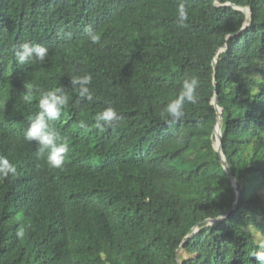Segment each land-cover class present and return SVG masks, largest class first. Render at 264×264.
<instances>
[{
    "label": "trees",
    "instance_id": "1",
    "mask_svg": "<svg viewBox=\"0 0 264 264\" xmlns=\"http://www.w3.org/2000/svg\"><path fill=\"white\" fill-rule=\"evenodd\" d=\"M229 3L253 18L231 40L246 16ZM89 27L99 45L87 39ZM25 42L49 49L43 64H17L14 48ZM84 74L92 101L70 85ZM190 78L199 81L198 102L170 122L161 112ZM26 82L31 100L21 95ZM61 86L69 103L51 123L69 152L53 169L24 137L41 93ZM216 92L239 198L214 149ZM109 104L118 119L94 128ZM0 155L17 169L0 176V264H180V249L181 264H256L253 252L264 249V0H0Z\"/></svg>",
    "mask_w": 264,
    "mask_h": 264
},
{
    "label": "clouds",
    "instance_id": "2",
    "mask_svg": "<svg viewBox=\"0 0 264 264\" xmlns=\"http://www.w3.org/2000/svg\"><path fill=\"white\" fill-rule=\"evenodd\" d=\"M176 17L179 27H184L188 20V10L184 2L177 6ZM86 37L93 45H99L101 38L98 32L92 28H87ZM49 55V49L46 46L33 43H21L15 46L14 56L17 64L26 65L30 62L38 61L43 64ZM92 83L91 74L74 75L70 77V85L81 99L88 101L93 100V94L90 89ZM26 92L21 94L25 99L31 100V92L28 91L29 85L24 84ZM199 81L197 78L184 79L180 87V91L176 98L166 104L161 116L168 117L170 122L179 121L184 115L185 104H196L197 89ZM69 103V96L64 86L54 88L41 93L38 101V111L34 116L30 117L27 131L24 139L28 142L35 141L37 149L35 155L37 159H46V163L50 168H62L69 152V143L67 137L61 136L53 127V121L60 118L63 110ZM118 119L117 110L110 104L103 110L97 112L94 116V128L103 130L105 126H111ZM80 128H88V123L80 121ZM16 166L6 157L0 155V176L8 177L14 175ZM17 235L22 237L23 230H18ZM256 264H264V249H258L253 252Z\"/></svg>",
    "mask_w": 264,
    "mask_h": 264
},
{
    "label": "water",
    "instance_id": "3",
    "mask_svg": "<svg viewBox=\"0 0 264 264\" xmlns=\"http://www.w3.org/2000/svg\"><path fill=\"white\" fill-rule=\"evenodd\" d=\"M218 7H221V5L220 4H216ZM226 6H231V7H234V8H236V9H238V10H240V11H242L244 14H245V16H246V20H245V22H244V25H243V27L241 28V30L238 32V33H236L235 35H230L229 37H228V40H231L234 36H237L238 34H240L242 31H244V30H246L247 28H249L250 26H251V24H252V20H253V18H252V12L250 11V9H248V8H246V7H240V6H236V5H234V4H227ZM227 49V45L225 46V47H223V48H221L219 51H218V54H217V56L215 57V59H214V61H213V67H214V70L216 71V69H217V58H218V55L220 54V53H222L223 51H225ZM216 73V72H215ZM214 84H215V87L217 86V79L215 78L214 79ZM217 90V89H216ZM211 105L216 109V112H217V124H216V126H215V129H214V132H213V141H214V149H215V151L218 153V155H219V157H220V159H221V163H222V166H223V168L225 169V171L228 173V175L230 176V178H231V181H232V183H233V187H234V189L237 191V195H238V198H239V196H240V193H239V190H238V185H237V181L234 179V177L232 176V174H231V171H230V168H229V166H228V163H227V160H226V156H225V154H224V151H223V137H224V130H223V123H224V121H223V109H222V107L219 105V95H218V93L216 92L215 93V96L213 97V99H212V102H211ZM237 203L238 202H236V204L234 205V208L236 207V205H237ZM233 208V209H234ZM233 209H231V210H233ZM230 210V211H231ZM229 211V212H230ZM229 213H227V214H224V215H222V216H220V217H218V218H216V219H208V220H206L205 222H206V224L207 225H213V224H216V223H218V222H221L223 219H225L226 217H227V215H228ZM199 225L198 226H196L194 229H193V231H192V233L187 237V239L183 242V244H182V246H181V248H183V246L185 245V243L188 241V240H190L198 231H199ZM181 251H183V250H179L178 251V255H179V257H180V253H181ZM181 257L179 258V263L181 264L182 262H181Z\"/></svg>",
    "mask_w": 264,
    "mask_h": 264
},
{
    "label": "rangeland",
    "instance_id": "4",
    "mask_svg": "<svg viewBox=\"0 0 264 264\" xmlns=\"http://www.w3.org/2000/svg\"><path fill=\"white\" fill-rule=\"evenodd\" d=\"M180 257H181V262H183L184 261V259H187L188 258V256H187V254L186 253H184L183 251H181V253H180Z\"/></svg>",
    "mask_w": 264,
    "mask_h": 264
}]
</instances>
